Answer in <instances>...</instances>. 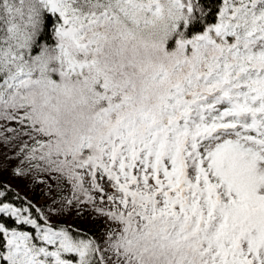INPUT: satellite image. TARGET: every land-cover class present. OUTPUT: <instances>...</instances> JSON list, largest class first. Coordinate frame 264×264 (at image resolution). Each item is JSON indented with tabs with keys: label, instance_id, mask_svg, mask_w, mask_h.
Returning a JSON list of instances; mask_svg holds the SVG:
<instances>
[{
	"label": "snow or ice",
	"instance_id": "6c2138e0",
	"mask_svg": "<svg viewBox=\"0 0 264 264\" xmlns=\"http://www.w3.org/2000/svg\"><path fill=\"white\" fill-rule=\"evenodd\" d=\"M0 121L71 189L0 264H264V0H0Z\"/></svg>",
	"mask_w": 264,
	"mask_h": 264
},
{
	"label": "rangeland",
	"instance_id": "374dc122",
	"mask_svg": "<svg viewBox=\"0 0 264 264\" xmlns=\"http://www.w3.org/2000/svg\"><path fill=\"white\" fill-rule=\"evenodd\" d=\"M2 123L3 121H0V181L15 188L33 202L37 208L45 212L53 206V200L59 202L61 198L69 197L71 189L70 187L66 188L62 183L53 182L52 184H46L49 187L44 193L38 194L34 192L35 183L45 181L46 176L35 170L30 171L27 161L21 163L24 159V153L20 152V139L17 137L16 132H10L7 131L8 128H3ZM9 128L19 131V126L14 122L10 123ZM24 139L27 140V137H24ZM17 168L22 169L27 175H16L15 170ZM51 222L74 225L79 229L91 232L96 238H99L105 230L104 223L99 222V220L89 214L84 213L83 216H78L75 210L54 216Z\"/></svg>",
	"mask_w": 264,
	"mask_h": 264
},
{
	"label": "trees",
	"instance_id": "16d2710c",
	"mask_svg": "<svg viewBox=\"0 0 264 264\" xmlns=\"http://www.w3.org/2000/svg\"><path fill=\"white\" fill-rule=\"evenodd\" d=\"M0 192L4 193V196L6 197L5 200L6 203H10L15 207H20V208L27 207L28 204L30 203L31 205L34 206L33 213H35V209L37 208V206L33 202H31L28 198H26L23 194H21L19 191H17L15 188L9 186L3 181H0ZM0 199H3V197H0ZM8 223L11 224L12 221L8 220ZM54 224L70 227L74 230H79L82 234H86L89 237H94L91 232L79 229L74 225H70L67 223H54Z\"/></svg>",
	"mask_w": 264,
	"mask_h": 264
},
{
	"label": "bare ground",
	"instance_id": "6f19581e",
	"mask_svg": "<svg viewBox=\"0 0 264 264\" xmlns=\"http://www.w3.org/2000/svg\"><path fill=\"white\" fill-rule=\"evenodd\" d=\"M2 126H3V128H9V127H10V123H7V122H4V121H3ZM45 176H46V177H45V178H46L45 181H38V182L35 183V187H34V192H35V193H38V194H40V193H44L45 191H47V189H48V187H49V186H47L46 184H52L53 182H54V183H62V184L65 185L66 188L69 187V186H68L67 184H65L62 180H58V179H56L55 177L50 178L47 174H45ZM65 187H64V188H65ZM84 213H85V214L92 215L94 218H96L97 220H99V222H102V223L105 224L103 218L98 217L95 213H92L90 210H87V209H86V210H84Z\"/></svg>",
	"mask_w": 264,
	"mask_h": 264
}]
</instances>
